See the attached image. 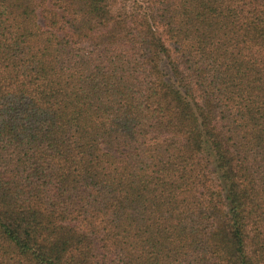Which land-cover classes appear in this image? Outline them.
<instances>
[{"label": "trees", "instance_id": "trees-1", "mask_svg": "<svg viewBox=\"0 0 264 264\" xmlns=\"http://www.w3.org/2000/svg\"><path fill=\"white\" fill-rule=\"evenodd\" d=\"M0 264H264V0H0Z\"/></svg>", "mask_w": 264, "mask_h": 264}, {"label": "rangeland", "instance_id": "rangeland-1", "mask_svg": "<svg viewBox=\"0 0 264 264\" xmlns=\"http://www.w3.org/2000/svg\"><path fill=\"white\" fill-rule=\"evenodd\" d=\"M38 20H39L40 23H43V20H42V18L40 16L38 17Z\"/></svg>", "mask_w": 264, "mask_h": 264}]
</instances>
